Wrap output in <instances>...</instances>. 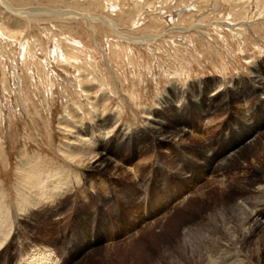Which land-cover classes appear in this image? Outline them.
<instances>
[{
    "label": "rangeland",
    "instance_id": "rangeland-1",
    "mask_svg": "<svg viewBox=\"0 0 264 264\" xmlns=\"http://www.w3.org/2000/svg\"><path fill=\"white\" fill-rule=\"evenodd\" d=\"M251 73L264 78V0H0L1 201L11 208L34 169L66 180L57 214L42 205L15 223L8 208L0 264L35 247L57 264H195L178 231L193 228L186 244L204 249L213 230L195 223H220L224 204L226 264H264V229L245 222L264 207L250 191L264 176V88ZM156 119L188 135L158 146L144 138ZM79 128L93 139L82 164L64 155ZM94 152L120 170L91 173ZM156 193L185 198L156 219Z\"/></svg>",
    "mask_w": 264,
    "mask_h": 264
},
{
    "label": "bare ground",
    "instance_id": "bare-ground-1",
    "mask_svg": "<svg viewBox=\"0 0 264 264\" xmlns=\"http://www.w3.org/2000/svg\"><path fill=\"white\" fill-rule=\"evenodd\" d=\"M106 20H108V19H106ZM108 23H109V25L112 28H115V26L112 23V21H109ZM252 77L254 78L253 79L254 82L257 83V88L263 89L264 88V78H262L257 73L252 74ZM83 87H84V85H83ZM155 122L156 123H152L151 125H149L150 126V127H148V129H149L148 130L149 135L148 136H145L144 138L145 139L151 138L152 141H156L158 143V146L161 145V146L164 147L165 146V142H168L171 139H176V137L183 138L184 136L188 135L187 130L186 129H183L184 128L183 126H182L183 128L182 127L181 128L179 127L180 129L176 128V129H174V132L168 133V130L167 129H165V130H167V132L164 130V127L162 125L163 124L162 120L161 121L160 120L158 121L156 119ZM82 131H84V130H81L80 129V132H77V130H76L77 133L75 132L76 133V136L74 137V143L73 144H75V142H76L77 146H74V147L72 146L70 150L69 149L68 150H65L64 149L65 150L64 151V153H65L64 155H66L67 160L70 161L72 159L73 161L75 160V162H78L79 164H82V162L85 161V160L82 161V158H84V155H85L84 153L86 152L85 151V148L86 147L88 148L87 143H85V142H89V141L90 142H93L92 141L93 139L92 140H89ZM250 134L251 135L249 136V138L244 139L243 141H240L236 146H234L233 148H231L230 151L228 150L227 151V154H226V158H225V155L222 154L223 155L222 156L223 158L221 159V161H224V162H222V164H219L217 166L214 165V168L217 169V170H219L221 168L220 166H223V163L225 164V160L227 158H229V157L232 158V156L236 155L237 152L243 147V145H247L248 144V146H249L250 144H253L252 142H253V140L255 139V137L257 136L258 133L255 134V135H253L252 133H250ZM95 135L96 136H101V135L103 136V132H101L100 129H97V130L95 129L94 130V136L91 135V137H95ZM72 142H73V140H72ZM66 146H68V145H66ZM88 155H90V154H88ZM85 158H87V157H85ZM236 158H237V156H236ZM87 163H89V166L88 167H89L91 173L92 172L99 173V172H103V171L115 172V171L120 170L119 167H118V165H116V162L115 161H113L111 158H109L104 153H100V152H94V154L90 155V158L88 159V162ZM227 163H229V162H227ZM215 164H218V163H215ZM230 164H232V163H230ZM241 165H242V163H241ZM205 166L206 165H204L202 168H204ZM222 169L225 170V168H222ZM223 170H221V171L223 172ZM38 174H39L38 173V170H35V169L34 170H31L29 173H25V175L23 174L24 177H23V179H20V180H22L20 182L23 183V186L26 189H25V191H23L21 193L23 196L20 197V195H21L20 194L18 199L13 200L12 207L11 208H9V206H7V205H4V203L1 201V196H0V246L3 245L4 240L6 242V237L8 236V232L11 231V226H12L11 225V222L12 221L9 218V210H8V208L12 210V215H13V219L12 220L13 221H14V219H17L18 216H20L21 214L28 213L29 210H30V208H35L36 209V207H40L42 205H45L46 207H48L49 209H51V214L52 213H54V214L56 213L57 214L59 212V210L61 208V204H56L54 202L56 201V199L58 197H61L60 194L62 192H61L60 189H61V186H63V184L66 183L65 182L66 180H64V179L62 180L61 177H59V178L54 177L56 175L55 173H54V175H51V176L54 177L53 179H49L50 176H48V177H41V178L37 179L38 176H39ZM218 181H220V179ZM221 181H222V179H221ZM251 181L252 180L250 179V182ZM255 181H257V179H255ZM211 182H213V181H211ZM257 183H258V181L257 182H254V181L251 182V185L252 186L250 188V191L252 193H255L258 196L259 199L257 200V202L260 201V202L264 203V176L262 178V181L260 183H258V184ZM189 191L191 192V190L186 189L184 192L186 193V192H189ZM67 192H68V190H67ZM201 192H203V191H201ZM168 193L171 196L172 195H176V193H174L173 191H172L173 194H171V192H168ZM187 196H190V194H188ZM184 198L185 197L183 195L182 196L180 195V196H177L175 198H172L171 200H170V197H169V200L166 199L167 201L165 202V200H162V197H160L158 193L154 194L153 198H151V199L154 202L153 203V206H154V209H156L157 213L155 211V214H152L151 217L153 218L155 216L156 219L157 218H160L161 219V216H162V219H163L164 218V215H162V213L165 212L167 214V212H169V205H170V203L175 200V201H177L176 204H178L179 202H183V199ZM231 201L228 203V207L229 208H243L244 207V204L241 203V202H237L236 201V198H234V201H232V202ZM45 206H44V208H46ZM218 211H219L218 212L219 217L221 218L220 223H218L217 221L214 220V222L212 224L211 222H209L210 221L209 219H206L204 217L201 218V219H199L195 223V224H206L207 226H211V229L213 230L212 236H210L208 234L210 236V240H209L210 242L208 243L209 246L207 245V247H205L204 245H206L207 243L206 244H203L202 243L203 246H204V249L198 248V245L196 246L197 248L192 249V247L190 246L191 245L190 243H189V245L186 244V242H185V240L187 239L186 238V235L189 233L190 226H182L179 229L180 231H178V236L176 237V242L174 244L175 247L178 248V250L179 249H181V250L183 249L185 252L186 251L188 252V253L185 254L186 255V259H193L195 257V261H196L195 264H226V262L228 261V258L225 259L226 257H225V252H224V249H225L224 246L226 245L225 244V240H226L225 239V224H226L225 223V204H224V206H222V208H219ZM257 211L258 212H253V209H252L248 213V215L246 216V218H245V222H247L248 227H249V232H248L249 234L252 233L255 230V228L261 227L262 229H264V207H262L261 209H259ZM147 215H148V213H147ZM19 219L21 220V218H19ZM14 222L15 223H18L17 221H14ZM151 222H154V221L151 220ZM193 226H195V225H193ZM198 227H200V226H198ZM201 227H203V226H201ZM78 228L81 229V223L80 224L78 223ZM200 228H199V230H200ZM203 228H205V227H203ZM192 229L193 228H191L190 230L192 231ZM199 230H197L198 232L197 231L196 232L199 233ZM190 234H191V232H190ZM199 234H201V233H199ZM196 239H198V237ZM196 239H195V241L197 242ZM206 239H207V237H206ZM79 241H81V243H79ZM193 241H194V239H193ZM206 241H208V239ZM204 242H205V240H204ZM95 243H96V240H95ZM77 244L78 245H76V247H77V250H79L82 247V245L85 244L84 243V235H82V239L78 240ZM86 244H90L91 245V241H90L89 238L87 239V243ZM200 245H201V243H200ZM93 246H90V247L84 248V249L82 248L83 249L82 252H84L87 249H91V247H93ZM84 247H86V246H84ZM93 248H95V247H93ZM29 250H30L29 252L27 250V253L23 254L20 257V259L18 260V262L16 264H52L53 261H54L53 264H57L58 259L56 258L55 254H54V250L52 248H50V249L46 248V249L41 250L40 248H36L35 247V248H31ZM70 253H72V252H70ZM74 259H75V257H74ZM72 260H70L69 262H71ZM241 261L242 260H240V262ZM190 262L191 263H194L192 260H190Z\"/></svg>",
    "mask_w": 264,
    "mask_h": 264
}]
</instances>
